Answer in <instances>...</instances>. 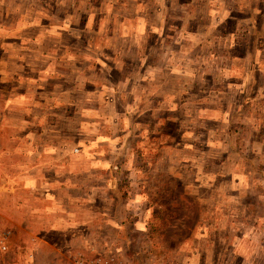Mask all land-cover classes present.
Instances as JSON below:
<instances>
[{
	"label": "rangeland",
	"instance_id": "1",
	"mask_svg": "<svg viewBox=\"0 0 264 264\" xmlns=\"http://www.w3.org/2000/svg\"><path fill=\"white\" fill-rule=\"evenodd\" d=\"M35 1L16 7L41 10L80 62L63 65L64 114L0 99V264H264V0ZM90 12L107 16L97 38ZM59 140L85 157V202L34 185ZM47 199L73 206L68 225Z\"/></svg>",
	"mask_w": 264,
	"mask_h": 264
},
{
	"label": "crops",
	"instance_id": "2",
	"mask_svg": "<svg viewBox=\"0 0 264 264\" xmlns=\"http://www.w3.org/2000/svg\"><path fill=\"white\" fill-rule=\"evenodd\" d=\"M23 1L24 0H0V51L6 55V60H4L3 64L1 63L0 83L10 84L8 91L0 92V99H2L8 115L13 113H17L18 115L29 114L35 112L37 108L45 112L54 109L55 114H64L70 106L73 107L74 97L69 89L66 91L62 90V84L69 83L68 80L70 79L67 70H63V65L65 67L71 65V68H73L75 61L79 63L80 60L76 59L74 54L67 53L69 48L72 47L62 42L59 38V34L62 32L59 33L57 30L58 27L51 25V21L45 20L46 18L42 16L41 10L32 12L29 9L24 10L22 7H16L17 4ZM131 1L137 6H140L143 2L141 0ZM151 1L153 4H156L157 7L163 9L169 0ZM29 2L36 1L29 0ZM13 5L14 7L12 8ZM28 13L32 15L28 16ZM116 15L119 18L122 17L117 11ZM109 16L114 19L115 14L112 12ZM163 17L165 18V16L161 14L160 18ZM104 18H107L105 14L96 15L90 12L86 15L88 23H94L95 20L98 21V27L93 29L96 38L103 32L99 23ZM131 18L135 20L142 19L144 21L146 19V9L142 15L135 14ZM150 28L152 27L143 26L138 29L136 35L142 33L149 34ZM160 28V25L156 26L155 29L157 31L152 33L157 35L162 34L164 30H162V28L160 30ZM92 47L110 49V47L106 46L103 42L102 44L99 42V45L96 42H88L86 45L84 44L82 50L85 51ZM82 50L80 49V51ZM82 79L84 78H81V80ZM87 81L86 79L85 83H87ZM49 86H51V89H49ZM83 99L85 100V96H83ZM114 109L116 110V108ZM97 137L98 135L88 139L85 145L88 146L93 144L91 142ZM51 146H63V150L67 152V154L43 158L40 161L42 166L38 167L39 165H37L33 169L37 173L35 175L36 177L33 178L34 185L38 188L48 187L46 192H44L47 195L56 193V189L59 187V193L65 196L67 203L68 200L70 204L76 200L85 202V190L82 191L81 196L76 195L77 191H73L75 187L79 189L84 186L83 184L85 182L82 177L85 175V157L75 158L70 155V151L68 150L70 143L68 140L65 142L59 140L58 143H51ZM105 160L106 159H96V157L92 156V159L89 160L88 163H91V166L95 168L99 166L100 163L105 162ZM51 164H53L52 168ZM91 166H89V169H93ZM50 168L55 172L60 168L65 175V177L57 176L59 181L54 186H50V178L38 175L39 172H49ZM47 202V206L52 204L51 209L56 214L60 211L66 213L67 218L65 217L61 219V221L63 224L68 225L71 220L68 218L67 213L73 211V206H55L52 201L48 199ZM57 225L60 226V224Z\"/></svg>",
	"mask_w": 264,
	"mask_h": 264
},
{
	"label": "built area",
	"instance_id": "3",
	"mask_svg": "<svg viewBox=\"0 0 264 264\" xmlns=\"http://www.w3.org/2000/svg\"><path fill=\"white\" fill-rule=\"evenodd\" d=\"M6 249H7V247H6L5 245H1V246H0V250H1V251H6Z\"/></svg>",
	"mask_w": 264,
	"mask_h": 264
}]
</instances>
